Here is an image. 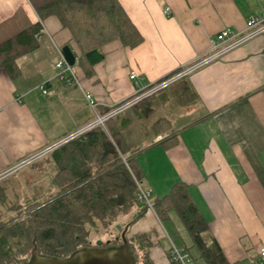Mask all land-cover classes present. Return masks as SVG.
Instances as JSON below:
<instances>
[{
	"label": "crops",
	"instance_id": "crops-1",
	"mask_svg": "<svg viewBox=\"0 0 264 264\" xmlns=\"http://www.w3.org/2000/svg\"><path fill=\"white\" fill-rule=\"evenodd\" d=\"M118 2L144 40L134 49L117 41L103 46L93 77L77 66V47L56 17L41 22L38 47L17 60V75L0 71V174L96 119L82 91L100 110L112 107L207 55L220 31H242L248 17L264 13V0ZM37 22L28 0H0V43ZM65 46L81 89L58 78V49ZM188 84L196 102L154 109L167 110L176 140L166 147L165 137L137 155L142 185L154 199L186 185L208 225L204 240L215 241L229 263L252 264L264 246V36L190 73ZM160 222L147 210L127 229V237L150 240L152 264L166 263Z\"/></svg>",
	"mask_w": 264,
	"mask_h": 264
},
{
	"label": "trees",
	"instance_id": "trees-1",
	"mask_svg": "<svg viewBox=\"0 0 264 264\" xmlns=\"http://www.w3.org/2000/svg\"><path fill=\"white\" fill-rule=\"evenodd\" d=\"M28 1L40 22L0 43V71L11 78L18 74L17 60L38 47L41 22L49 17H56L61 27L70 33L78 50L75 55L77 66L88 78L94 76V66L105 58L103 46L117 41L123 48L134 49L144 40L118 0ZM179 71L170 73L133 97ZM131 98L112 107L96 108L97 114L106 116ZM196 100L188 77L181 78L108 117L103 126L96 125L49 152L54 162L52 185L56 192L48 200L10 207L16 212L14 217H3L0 213V264H28L33 255L66 260L85 249L124 246L129 248L134 264H152L149 258L151 242L147 236L128 238L126 232L149 210L138 200L137 183L142 184V173L136 158L155 143L136 148L130 146L125 136L132 124L129 114L144 121L164 102L183 107ZM171 130V121L164 117L151 124L153 136L167 135L160 143L166 147L176 140ZM2 200H5L4 193L0 196V203L4 202ZM151 206L161 222L168 220L172 211L178 214L192 246L205 264H239L229 263L215 241L208 243L204 240L208 225L186 185L177 183L168 195L152 200ZM127 215L130 219L125 227H121L120 223ZM116 225L124 235L101 241L100 247L92 243L91 235L100 231L109 235V229ZM137 251L143 252L141 259L135 255ZM256 259H252V264Z\"/></svg>",
	"mask_w": 264,
	"mask_h": 264
},
{
	"label": "rangeland",
	"instance_id": "rangeland-1",
	"mask_svg": "<svg viewBox=\"0 0 264 264\" xmlns=\"http://www.w3.org/2000/svg\"><path fill=\"white\" fill-rule=\"evenodd\" d=\"M129 113H131V111ZM165 116H167V110L163 108L155 110L144 121L137 120L132 114H129V118H134L131 126L125 131V136L130 146L132 148L143 147L167 137L163 135L155 137L151 132L152 122L159 117ZM54 171L52 159L49 154H46L31 165H27L1 180L0 196L2 193L5 195V200H2L4 202L0 203V213H2L3 217L10 218L16 216V212L11 211L10 207L16 205L24 206L27 202L48 200L53 196L56 192L52 185ZM153 199L154 197H151V201ZM139 207L141 208L142 205ZM132 212L133 211L129 212V214H132ZM129 219L130 216L127 215V217L121 221V227H125ZM160 225V232L163 237L159 241L163 248L168 247L170 239L176 246L188 248V252L195 264H205L204 260L199 257L197 249L192 246L191 240L175 211L170 213L168 220L160 222ZM109 230V235L103 233V231L91 235L90 238L92 243L97 244L98 242L108 241L107 239L124 235V232H119L120 226L118 225H116L115 228L111 227ZM142 253L137 251L135 255H137V258L140 257L141 259Z\"/></svg>",
	"mask_w": 264,
	"mask_h": 264
},
{
	"label": "built area",
	"instance_id": "built-area-1",
	"mask_svg": "<svg viewBox=\"0 0 264 264\" xmlns=\"http://www.w3.org/2000/svg\"><path fill=\"white\" fill-rule=\"evenodd\" d=\"M166 12H169V9H166ZM264 35V13L262 16H250L247 18L245 22V27L242 31L232 30V29H224L217 33L213 38L210 40V51L207 55L197 57L193 62L182 66L180 71L165 79L164 81L158 83L153 88L149 89L148 91L137 95L126 103L121 105L120 107L112 110L106 116L100 117L97 112V103L94 101L92 96L82 91L83 97L87 105L90 109L95 113L96 119L86 127L78 130L77 132L70 134L52 146L46 148L44 151L37 153L29 158H26L16 165H13L6 171L0 174V180L13 174L15 171L30 165L31 163L35 162L36 160L40 159L41 157L45 156L52 150L60 147L61 145L67 143L68 141L76 138L77 136L81 135L82 133L88 131L89 129L95 127L96 125H102L104 121L111 116L118 114L119 112L128 109L129 107L133 106L138 100L141 98L151 95L173 83L180 80L181 78L188 77V75L195 70L203 67L204 65L223 57L227 53L231 52L232 50L240 47L241 45L251 41L252 39L263 36ZM58 54L60 56V60L55 64L56 69L58 70V78L66 85L76 86L81 89L80 81L74 71L72 66H69L62 57L61 51L58 49ZM135 75H130V79H134ZM41 93L43 95H47V90L44 86L39 87ZM138 188V200L145 205L149 210H152L151 206V191L147 190L143 187L142 184L137 183ZM165 264H195L194 260L191 258L189 252L183 248L176 246L170 239L169 245L166 251V263ZM253 264H264V246L260 249L257 259Z\"/></svg>",
	"mask_w": 264,
	"mask_h": 264
},
{
	"label": "water",
	"instance_id": "water-1",
	"mask_svg": "<svg viewBox=\"0 0 264 264\" xmlns=\"http://www.w3.org/2000/svg\"><path fill=\"white\" fill-rule=\"evenodd\" d=\"M61 54L69 66L76 63L75 56L68 46L61 49ZM101 246V242L96 244ZM28 264H134V259L127 246L120 248H90L73 254L66 260H58L51 257L33 255Z\"/></svg>",
	"mask_w": 264,
	"mask_h": 264
}]
</instances>
